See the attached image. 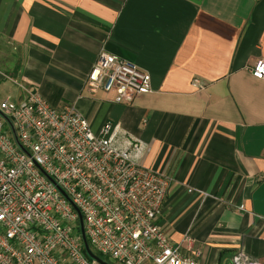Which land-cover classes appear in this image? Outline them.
<instances>
[{
	"label": "crops",
	"instance_id": "0c3cea01",
	"mask_svg": "<svg viewBox=\"0 0 264 264\" xmlns=\"http://www.w3.org/2000/svg\"><path fill=\"white\" fill-rule=\"evenodd\" d=\"M101 51L146 72L150 92L121 104L91 92ZM258 60L264 0H0L2 99L23 97L18 79L53 108L73 106L95 133L110 121L142 141L143 164L171 183L157 224L197 264L238 253L264 264Z\"/></svg>",
	"mask_w": 264,
	"mask_h": 264
},
{
	"label": "built area",
	"instance_id": "2783aa9c",
	"mask_svg": "<svg viewBox=\"0 0 264 264\" xmlns=\"http://www.w3.org/2000/svg\"><path fill=\"white\" fill-rule=\"evenodd\" d=\"M251 75L264 79V60ZM12 82L23 97L0 101V264H99L84 251L72 204L91 250L116 264H197L157 224L171 183L143 164L142 141L110 121L95 133L73 106L53 108ZM87 85L119 104L150 92L146 72L106 51ZM233 264L263 263L238 253Z\"/></svg>",
	"mask_w": 264,
	"mask_h": 264
},
{
	"label": "water",
	"instance_id": "95a60500",
	"mask_svg": "<svg viewBox=\"0 0 264 264\" xmlns=\"http://www.w3.org/2000/svg\"><path fill=\"white\" fill-rule=\"evenodd\" d=\"M64 196L65 193L62 192ZM67 197V196H66ZM68 198V197H67ZM69 200V199H68ZM69 202L71 203V201L69 200ZM72 204V203H71ZM73 208L75 209V211L77 212V215H78V225H79V232H80V235H81V239H82V243H83V248H84V251L86 253V255L90 258V259H93V260H96L99 264H108L107 262L103 261L99 256H97L90 248L88 242H87V239H86V236H85V232H84V227H83V220H82V216L79 212V210L77 209L76 206H74L72 204Z\"/></svg>",
	"mask_w": 264,
	"mask_h": 264
},
{
	"label": "rangeland",
	"instance_id": "374dc122",
	"mask_svg": "<svg viewBox=\"0 0 264 264\" xmlns=\"http://www.w3.org/2000/svg\"><path fill=\"white\" fill-rule=\"evenodd\" d=\"M11 67V66H10ZM23 83H25V82H23ZM2 86H5V85H0V99H2V97H4L6 94H5V91H7V90H5V88H2ZM7 93H9V91L7 92ZM110 261H112V259H110V258H108ZM114 262V261H113Z\"/></svg>",
	"mask_w": 264,
	"mask_h": 264
},
{
	"label": "trees",
	"instance_id": "16d2710c",
	"mask_svg": "<svg viewBox=\"0 0 264 264\" xmlns=\"http://www.w3.org/2000/svg\"><path fill=\"white\" fill-rule=\"evenodd\" d=\"M95 253V252H94ZM97 256H99L103 261H105V262H107L108 264H116V263H114L113 261H110L109 259H108V257H106V256H103V255H101V254H98V253H95Z\"/></svg>",
	"mask_w": 264,
	"mask_h": 264
}]
</instances>
